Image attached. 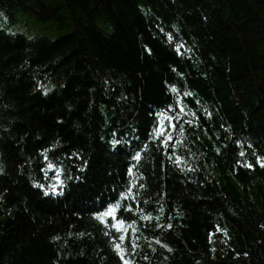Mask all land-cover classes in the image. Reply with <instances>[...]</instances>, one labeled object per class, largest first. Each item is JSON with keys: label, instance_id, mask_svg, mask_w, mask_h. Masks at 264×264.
<instances>
[{"label": "trees", "instance_id": "trees-1", "mask_svg": "<svg viewBox=\"0 0 264 264\" xmlns=\"http://www.w3.org/2000/svg\"><path fill=\"white\" fill-rule=\"evenodd\" d=\"M43 152L80 177L64 196L34 187ZM257 156L264 0H0V264H122L95 216L117 201L132 264H264Z\"/></svg>", "mask_w": 264, "mask_h": 264}, {"label": "snow or ice", "instance_id": "snow-or-ice-1", "mask_svg": "<svg viewBox=\"0 0 264 264\" xmlns=\"http://www.w3.org/2000/svg\"><path fill=\"white\" fill-rule=\"evenodd\" d=\"M169 39L171 40V34H168ZM183 48L182 44H177L176 45V51L178 54H183L181 52V49ZM187 51H191V49H188ZM173 92H177L178 89L173 87L172 88ZM44 94L47 95V90L44 91ZM193 95L191 92L185 91L183 93V96H190ZM180 112L185 111L182 103L179 106ZM205 114L208 117H211V113L205 110ZM176 119L175 116H167L164 118L163 121H157V124L154 128L153 135L157 140H159L162 144V146L167 147L169 143L172 141V136L170 135L171 131H174L176 129V124L173 122ZM113 145L120 144L121 141L118 139H115L112 141ZM129 144H131V141H128ZM248 147L251 148L252 144L248 143ZM175 151V149H173ZM255 155V153H253ZM44 161H45V166L41 167L40 171L44 172V180L49 181L47 186L44 183H36L34 184V187L42 190V194L46 197H51V196H64L65 190L68 189V182L72 180H79V176L73 177L70 173L66 171L65 164L63 160L59 159L58 157L50 158L47 152L41 153ZM241 156H244L245 153L241 152ZM69 159H73L72 156H69ZM75 159H83L79 154L76 155ZM133 159L138 161L141 159V154L139 150L135 151L133 153ZM169 159H172V156H169ZM179 159V158H178ZM256 163L259 164L261 168H264V157H259L257 156L256 158ZM241 166L246 167V168H253L254 165L252 163H245L242 164ZM87 167V161L83 162V166L78 168V172H84ZM189 171L193 170L191 168L188 169ZM51 172L52 176L50 177L47 173ZM5 171L3 166H0V175H4ZM128 175L131 178L132 176V168L128 169ZM136 182L131 181L128 186H127V192L131 193L133 188L135 187ZM143 187V185H141ZM69 194L71 195V191L69 190ZM128 195L125 192L120 193L119 199H128ZM132 199H135V196L133 195L131 197ZM106 211L101 210L97 211L95 213V216L97 219H101L103 217H108L110 220L114 221V223L109 224L108 220H102V223H104L106 226L109 228H115V230L120 234L119 235V243L116 242V238H113V250L115 253L119 256L120 260L122 261V264H132V261L130 259L131 255H134L135 250L138 247L137 240L139 237L133 232L132 234V239H131V248H132V253H129V250L124 247L123 242L128 239V231H126L127 228V221L125 219L120 218L116 213L117 209L119 207V202L115 203H110L108 205H105ZM124 210L128 211L129 213L132 212L133 206L128 205ZM169 228H171V224L168 225ZM107 234V233H106ZM157 243H160V241H157ZM168 251H171L170 248L167 249Z\"/></svg>", "mask_w": 264, "mask_h": 264}]
</instances>
